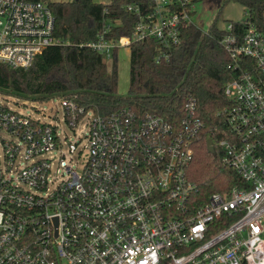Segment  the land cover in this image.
<instances>
[{"label": "built area", "instance_id": "built-area-1", "mask_svg": "<svg viewBox=\"0 0 264 264\" xmlns=\"http://www.w3.org/2000/svg\"><path fill=\"white\" fill-rule=\"evenodd\" d=\"M191 0H151L131 35L86 45L111 58L115 48L154 37L157 59L182 43L183 23L195 22ZM49 0H0V63L28 68L55 35ZM220 42L239 69L227 81L225 136L214 146L240 177L230 191L205 202L188 176L203 128L189 94L179 123L157 113L91 110L90 155L81 171L65 156L58 125L8 107L0 91V264H264V27L249 21ZM83 45V44H82ZM76 126L85 106L62 97ZM70 153L75 141H67ZM64 170L57 183L56 162ZM59 168L57 169V171Z\"/></svg>", "mask_w": 264, "mask_h": 264}, {"label": "trees", "instance_id": "trees-1", "mask_svg": "<svg viewBox=\"0 0 264 264\" xmlns=\"http://www.w3.org/2000/svg\"><path fill=\"white\" fill-rule=\"evenodd\" d=\"M236 1L247 7L248 15L242 20H230L234 25L232 32L244 30L249 21L264 27V0ZM196 2L190 3L195 4L192 16ZM131 3L139 4L146 12L151 0H49L56 18L55 35L64 43L48 46L28 68L0 63V91L39 100L49 95L62 96L103 115L124 107L140 114L150 111L176 124L183 115L186 97L191 94L197 99V113L204 124L194 142L188 168V176L196 184L194 197L205 202L215 191H230L240 183V177L223 162L218 147L213 152L207 147L209 137L216 144L225 136L227 124L222 111L230 100L224 86L239 72L229 67L230 53L220 42L228 31L219 27L217 18L208 30L196 22L183 23L182 43L173 48L167 59L159 60L154 37L133 41L128 94L122 95L118 92V48L108 63L103 52L86 43L97 39L100 32L109 39L131 35L138 20V15L126 7Z\"/></svg>", "mask_w": 264, "mask_h": 264}, {"label": "rangeland", "instance_id": "rangeland-1", "mask_svg": "<svg viewBox=\"0 0 264 264\" xmlns=\"http://www.w3.org/2000/svg\"><path fill=\"white\" fill-rule=\"evenodd\" d=\"M54 1V0H52ZM96 2L108 3L111 0H94ZM248 15V9L242 3L236 0H197L196 13L193 17L197 25L203 30H208L212 23L217 20V24L221 28H226L230 20H242ZM118 21L115 20V23ZM130 51L129 47H121L118 49L119 59V88L118 92L122 95L128 94L129 89V71H130ZM110 62V59L107 61ZM2 101L11 109L21 113L29 114L33 118H39L47 123H55L58 125V134L64 144L65 156L69 163L81 171L87 163L90 155L89 141L87 134L89 133V124L87 123L91 110L78 122L76 126H70L62 103V96L49 95L47 98L39 100L26 97H17L11 93H3ZM0 133L5 139H11L12 135L0 129ZM72 140L78 144L75 152L70 153L67 147V141ZM56 162L53 164V170H56L59 182L63 177L64 170L58 166ZM59 170L57 171V169Z\"/></svg>", "mask_w": 264, "mask_h": 264}, {"label": "water", "instance_id": "water-1", "mask_svg": "<svg viewBox=\"0 0 264 264\" xmlns=\"http://www.w3.org/2000/svg\"><path fill=\"white\" fill-rule=\"evenodd\" d=\"M207 147L210 152H213L215 150L213 139L211 137L207 139Z\"/></svg>", "mask_w": 264, "mask_h": 264}, {"label": "crops", "instance_id": "crops-1", "mask_svg": "<svg viewBox=\"0 0 264 264\" xmlns=\"http://www.w3.org/2000/svg\"><path fill=\"white\" fill-rule=\"evenodd\" d=\"M116 21H118V20H116ZM115 22V21H114ZM117 23H119V21L117 22ZM121 48V47H120ZM119 49V48H118ZM129 51H130V54H131V50H130V47H129ZM129 62H130V57H129Z\"/></svg>", "mask_w": 264, "mask_h": 264}]
</instances>
